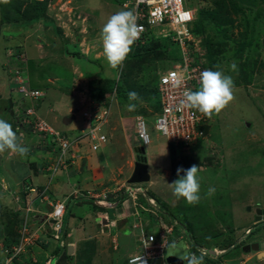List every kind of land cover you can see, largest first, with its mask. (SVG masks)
Wrapping results in <instances>:
<instances>
[{"label":"rangeland","instance_id":"rangeland-1","mask_svg":"<svg viewBox=\"0 0 264 264\" xmlns=\"http://www.w3.org/2000/svg\"><path fill=\"white\" fill-rule=\"evenodd\" d=\"M121 1L123 0H48L46 13L41 20L35 21L4 22L0 10V118L12 120L13 113L18 115L21 108L31 107L49 126L59 134L69 135L72 140V136L79 133L73 128L81 126L82 122L84 125L83 111L89 110L91 104L102 102L101 96L91 97V89L100 86L106 77L117 79L116 69L110 67L104 58L100 31L110 15L125 10L120 5ZM241 5L244 11L233 14L234 24L245 23L246 27L248 24L253 30L249 27L245 31L243 24L233 28L228 24L226 27L229 37L223 39L220 33L212 31L216 35L213 38L223 42L221 59L212 66V70L222 71L233 78L235 99L219 114H213L209 119L203 147L196 142L191 144L189 150L181 149L177 156L179 161L183 159L181 167L185 169L200 162V202L188 205L183 198L177 199L173 195L171 182L177 176L170 172L167 175L163 171L170 170L171 157L167 151H160L158 148L160 144L164 146L167 143L166 137L156 142L157 147L154 141L145 145L148 162L151 161L150 154H154V164L148 165L151 183L148 181L132 185L144 187L145 192L152 196L155 205L159 206L157 208L150 204L145 195H138L136 208L139 209L141 203L146 209L145 212L138 210V218L141 222L144 220L143 226H146L147 231L158 236L160 225L164 227L168 224L166 222H170L174 226L169 245L176 242L180 234L187 239L192 232L201 246L210 248L215 245L216 253H221L223 249L217 243L230 230L229 238L232 239L228 244L232 243L233 247L226 249L225 253L213 257L210 254L202 255V251L197 250L196 256H203V264L240 263L245 252L242 251L241 244L237 243L238 236L249 227H254L252 234L246 238L249 244L254 237H264V224L255 223L253 217V207H264V0H243ZM251 37V44L238 50L240 44ZM171 48L177 50L179 47L171 45ZM233 64L236 65L235 71L231 68ZM171 65V60H163L156 67V71H166ZM148 66L147 64L146 67ZM155 75L158 76V71ZM22 84L27 89L39 90L42 95L36 99L25 96L23 98L20 93ZM116 96H109L112 99V110L116 109ZM150 97L154 102L159 100L153 89L150 90ZM10 103L11 109L8 108ZM127 104L128 102L123 105L122 111H128ZM69 115L73 116L72 122L65 124L64 118ZM144 118L152 140V135L157 132L153 128L155 116ZM18 138L20 143L30 149L27 157H20L10 151L0 154V200H3L4 207H11L16 203L12 197H22L24 180L32 185L39 184L42 188L47 183L46 178H39L32 171V168H37L40 160L45 161L44 146L38 144L43 142L42 134L23 130ZM87 141V138L81 140L88 148L90 145ZM116 142L119 144H115L112 154L119 158L114 150L123 143L120 136ZM137 144L142 145L138 140ZM202 154L212 155L210 165L201 162ZM161 156L163 161H159ZM190 158L194 161L190 162ZM30 161L35 164L32 168L27 165ZM74 184L77 186L76 182ZM4 186H8V193ZM75 186L74 189H77ZM209 187H213L215 193L205 197ZM62 190L59 198L64 200L66 198L63 193L67 195L70 189L66 186ZM3 191L5 194H2ZM39 200L41 201L40 198ZM66 204L69 210L65 218L64 234L60 235L70 240L80 239L85 243L83 239L91 236L90 227L87 232L88 221L85 215H81L80 207L70 201ZM127 204L130 202L127 201ZM32 220L27 223L28 228L32 227ZM76 224L78 225L75 226ZM185 227L190 232L184 231ZM54 234L51 231L49 238L44 235L46 249L50 253L54 250L59 254L63 248L58 239L54 238ZM215 234L221 235L214 238ZM110 235L116 236L118 244L114 248L115 243L111 242L109 236V250L103 262L127 264L126 255L133 249L136 235L130 236L129 233L116 231ZM0 240L3 239L0 237ZM185 241L184 239L183 243ZM183 243L179 242L177 245ZM79 254L76 264L81 263L79 259H82V252ZM4 260L5 255L0 250V264ZM258 260L259 257H254L248 264H257ZM153 264H159V261L156 260Z\"/></svg>","mask_w":264,"mask_h":264},{"label":"crops","instance_id":"crops-1","mask_svg":"<svg viewBox=\"0 0 264 264\" xmlns=\"http://www.w3.org/2000/svg\"><path fill=\"white\" fill-rule=\"evenodd\" d=\"M111 100L112 99L109 98L108 104L110 106V113H109L108 121L101 128L102 129L101 132L106 135V141L103 142L100 147L93 150L91 148L90 141H87L90 145V147L88 148L85 147L86 143H83L81 141L76 143L68 151L66 155L67 166L65 168L58 167L55 170L51 169V163L56 160L55 154L49 156L47 161H40L38 163L40 165H38L37 168L38 170L36 174L39 175V178L47 179L46 186L44 187V189L40 191L46 189L47 190L41 193L40 195H38V193L35 194L33 192L27 194L28 197L33 199L34 203H37L36 206L33 205L34 213L32 214L31 217H33L32 221L34 222L31 225L32 227L29 228V234L31 235L32 243L26 245L25 252L15 260L17 261V263L30 264L32 261H39L40 263V261L41 262L43 260L47 261L48 259H50L52 262L56 260L57 257L56 255L58 254H56L54 250L50 253L46 249V240L44 235L47 238H49L50 226L45 221H43V218L44 215L50 211L51 206L49 202L61 200L59 198V194L63 192L62 189L65 188L66 186L67 188L70 189V191L67 193V195L64 192L63 197L67 198L70 195V197H72L73 200L72 199L71 200L68 199V200L70 202L72 201L73 204L76 205V207H80L79 210L81 215H85V218L88 221L87 232L89 231V227H90L91 232L89 234L91 236L83 239L85 243H82L80 239L70 240L66 237H62L61 242L63 243L64 246L61 247H63V249L65 248L66 252L68 250V247L72 245L71 253L70 254L67 253L68 255H70V258L69 259L62 258L61 259L62 264H76V260L78 259L79 252H83L82 248L86 246H89L88 252L92 253L90 264L91 263L113 264L112 261L103 262L104 258L105 259L107 258L105 254L109 250V243H108L109 236L111 238V242L116 241L114 243L116 245L118 244V239L115 236L116 234L112 236L110 235V233L113 231H116L118 233L120 232H125L127 234L129 233L130 236H133L134 234L136 235V240L133 245V249L130 252H128L126 255V262L130 254L139 250L138 236L140 234V230L137 231L133 227V225L138 222L139 224H141L142 229L144 230L146 229V226L145 227L143 226L144 220L143 222H141V220L138 218L139 215L138 210L145 212L146 209L143 208L145 206L141 203H139V209H137L136 207L138 206L137 204L138 197L134 201L129 196L130 198L129 200L127 198L128 196L126 195V190H125L126 185L128 184L127 180L130 171L133 170V163L135 157L134 147L138 146L137 140L141 141L136 132L137 116L131 115L132 111H122L123 106L119 104L117 98L115 99V102L117 104L116 109L112 110ZM100 103L102 106L104 105L103 102ZM73 129L76 131L78 130L79 132L76 134V136H72V138H75L81 135L82 131H84L85 122L84 125L82 122L81 126L79 125L78 127H75ZM118 136H120L123 143L121 147L119 148L116 147V149L114 150L116 151V155L118 153L119 158H116L112 154V150L114 149L115 144L116 145L119 144L118 142H116ZM162 138H164L163 135H161L159 132H155V134L152 135V140L150 139V144L153 143L152 141H154L156 144V142L162 141L161 140ZM157 146L158 143L156 144V147ZM158 148L160 149V151L161 150L167 151L169 154L168 140L167 143L164 144V146L163 144H160ZM145 150H147L146 146H145ZM153 156L154 154H150L151 161L148 162L149 164L150 163L154 164ZM159 159H160L159 161H163L162 156L159 157ZM160 167H162L161 164ZM163 171L167 175H169V172L171 173V169L170 170L163 169ZM72 179H74V181L77 183V186H75L74 184L75 182L72 181ZM73 186H75L77 190L88 194L83 195V197L75 196L74 195L75 189ZM31 187H41V186L37 184ZM142 188L145 191V188L144 187ZM90 194L94 196H97L99 194L102 195L104 194L106 198L98 199L97 201H95L93 198H91ZM143 195H145L146 198L147 197L152 198V196L148 194V192H145V194H142V196ZM21 198H24L25 200V196H22ZM39 198L41 199V201L39 200ZM98 201H100V203ZM127 201L130 202V204H127ZM133 201L135 202V205L133 204ZM23 204L24 203L21 202V205ZM99 206H102V208L99 209L98 208ZM155 206L157 208L159 207L158 205ZM151 215H153V212H151ZM77 225L78 224H76L75 226ZM43 226L45 227V230H43ZM135 231H137V233ZM172 232H174V229ZM178 238L186 239L183 238L181 234L180 236H178ZM177 243H179L178 240H176V242L172 244L174 246H177ZM116 245L114 246V248L116 247ZM60 254L61 253H59V255ZM85 254H83L82 257ZM249 257L251 256H248V258ZM157 261H159V264H163L164 260L158 259ZM85 262L86 260H84L80 264H85ZM260 263L264 264V260H262ZM239 264H246V262L242 261Z\"/></svg>","mask_w":264,"mask_h":264},{"label":"built area","instance_id":"built-area-1","mask_svg":"<svg viewBox=\"0 0 264 264\" xmlns=\"http://www.w3.org/2000/svg\"><path fill=\"white\" fill-rule=\"evenodd\" d=\"M124 6H130L137 15V23L142 25L143 31L140 35L142 43L147 41L151 34L156 36L170 37L178 46L182 54V60L176 61L172 69L160 72L158 76V90L162 101V110L155 116L153 128L161 135L165 136L168 141L178 143L183 141L185 143H192L197 136L206 137L203 130L197 129V124L204 122L206 117L196 110L181 109L178 107L181 99L183 87L196 88L199 85V74L205 69H209L206 64L204 51L201 45L197 42L195 32L190 28L199 10V0H125ZM151 34H150V33ZM172 73L182 75L185 78L183 87H173L171 79ZM22 82V81H19ZM20 93L23 97L36 99L42 95L37 89H27L24 84L20 86ZM115 91L112 96H115ZM110 113L109 105H101V103L91 104L89 110L83 111V119L85 122V129L82 134L69 140L54 130L48 123L40 118L33 108H25V116L23 121L25 123H32L33 127L40 133L46 135H54L60 143L61 149L56 160L51 163V169L55 170L58 167L65 168L66 155L76 143L83 138L89 139L91 148L93 150L101 146L106 141V135L101 132L102 126L108 121ZM30 116L31 118H28ZM31 119V120H30ZM137 135L142 140L143 144L150 141L147 132V126L144 119L138 117L136 119ZM126 185V195L130 196L135 201L138 194H145L142 187ZM95 201L98 199H105V195L99 194L94 196L90 194ZM150 204L155 205L154 200L147 197ZM133 204L135 205V202ZM100 203V201H98ZM65 205L63 201H56L53 209L45 217V221L53 218L54 238H61V229L63 228V215ZM30 206L26 211H30ZM50 217V218H49ZM50 222V221H48ZM134 227L139 228L140 234L138 236L140 250L130 255L128 264H151L156 258L163 255L168 234L172 231V226H161L159 235L146 233L141 228L138 222ZM28 229L24 223L20 229V242L12 246L11 252L6 257L3 264H10L12 258L24 251L26 244L30 243V237L27 235Z\"/></svg>","mask_w":264,"mask_h":264},{"label":"trees","instance_id":"trees-1","mask_svg":"<svg viewBox=\"0 0 264 264\" xmlns=\"http://www.w3.org/2000/svg\"><path fill=\"white\" fill-rule=\"evenodd\" d=\"M47 1L48 0H0L1 18L4 22H11V21H16V20H28V21L41 20L47 10ZM206 1L208 4H203ZM124 2L125 0L120 2L121 7L125 8V10H131L130 6H124ZM241 4H243V0H230V1L229 0L228 1L227 0H199L198 15L196 19L189 25L192 31L195 32L197 42L201 45L202 50L204 51V56L206 59L205 66H207L209 69H212V66L221 59L220 52L223 46V42L216 41V39L213 38L216 35H213L212 31L215 30L216 32L220 33L223 39L226 36H228L227 27H226L228 24L232 26V28L234 26H240V25L242 26V24L245 26V23H241V22H239L236 25L234 24L235 19L233 18V14L239 13V12L241 13L244 11V8L242 7ZM249 27H250V30H253V27L247 24V27L245 26V31L246 30L248 31ZM252 39L253 38L251 37L247 41H243L240 44L238 50H242V47L246 45H250L252 42ZM171 45L172 46L176 45V47H179L177 44H175V42L170 37H163V36L161 37V36H156L154 34H151L149 39L145 41L144 43H142L140 40H137L132 45V51L129 53L123 65L120 68L116 69V72L118 75L117 79L116 77L115 78H109V77L104 78L100 86H97L91 89L90 91L91 97L96 98L98 96H101L103 104L109 105L108 104L109 96L113 95V92L115 91L114 95L116 96L117 94L116 97L119 100V104L123 106L126 102L129 103L127 99V93L129 91H135L139 94L141 100L136 101V104H137L136 110L132 111L131 115L133 116L136 115L137 116L136 119L138 117H141L144 120H145L144 117L157 116L162 110V101L160 97V92L158 90L159 70H157L158 76L155 75V73L157 72L156 67H159L163 60L165 61L171 60L172 65L169 69H172L173 64L176 61L182 60V54H181L180 49L179 48L177 50L173 49L174 51H177L176 53L172 50ZM147 64L149 65L148 67H146ZM198 87L199 85H197L196 88H192V90H196L198 89ZM152 89L155 90L159 96L158 97L159 100L157 102H154L150 97V90ZM8 108L11 109V103L8 105ZM10 112L12 113L11 110ZM25 115H26L25 109L21 108V111L18 115L16 113H13L12 120H9V121L7 120V121L13 126V129L16 131L17 135H19L23 130L26 132L32 131L35 133H40L37 129L33 127L32 123L22 122L23 117ZM27 117L31 118L30 116H27ZM212 117L213 116H211V118ZM211 118L206 117V120H204V122H200L199 124H197V129L203 130V132L207 135L208 128H209L207 123L210 121L209 119ZM136 132H137V129H136ZM40 134H42L43 136V139H42L43 142L38 143V144H42L44 146L43 148L44 160L47 161L49 156L54 155V154L57 157L58 153L60 152L61 146L56 136L54 135L44 136L43 133H40ZM60 136L69 139V135L67 136V134H65V136L63 134H60ZM205 138L206 137H203V135L197 136L192 143H188V144L183 141H180L178 143H175L173 141H168L169 156L171 157L170 169H171V173L173 176H176V169L178 167H181V164H182L181 161L183 160V159L182 160L180 159L181 161H179V159L177 158L178 152H180L181 149L189 150L191 144H195L196 142H198L199 146L203 147L202 144H204ZM69 140H71V138ZM141 143L143 145L142 140H141ZM148 144H150V142ZM193 161L194 160L190 158V162H193ZM211 161H212V155L202 154L201 162L203 163L206 162L208 165H210ZM199 163L198 165H200ZM27 165L29 168H32L34 167L35 164L33 161H30L27 163ZM38 165L40 164H37L36 166L37 168H38ZM37 168L35 167L32 168L34 169L32 171L36 173L38 170ZM24 181L25 182L23 185V192L21 194L22 196H25L28 193V190L32 188L31 186H33L31 182L29 181L27 182L26 180ZM3 188H5V186ZM37 188L38 190L44 189V187L43 188L37 187ZM5 189L8 193L9 192L8 186H6ZM2 194H5V192L3 191ZM87 194L88 193H83L75 189L74 195L78 197L80 196L83 197V195H87ZM68 199L73 200V198L70 196L62 200L65 205V214H64V219H63L64 225H65V218L67 214L66 209L68 210L67 204H66V202L69 201ZM2 201L3 200H0V229H1L0 232L3 231V233L5 234V239H4L5 244L10 245L11 243H16L19 239V234L17 232V229L20 227V224L22 223V218L19 215V212L16 211L15 208H12L15 206L14 204L11 205L12 207L10 208L7 205H6L7 207H4V204ZM158 202L160 201L158 200ZM98 208L100 209L102 208V206H99ZM185 228L188 232H190V229L188 227H185ZM136 230L138 231L139 228H136ZM144 231L146 233H152V232L147 231V229H145ZM190 234L194 242L198 243V240H197L198 238L197 237L195 238L192 232ZM229 234H230V230L228 231V234L223 236L220 239V241L217 243L218 246L221 247V249H224L232 244V243L228 244V241L232 239V238H229ZM220 235L221 234H218V235L215 234L214 238L220 237ZM211 237L213 238V236ZM88 247L89 246L84 247L82 255L89 251ZM213 247H215V245H213ZM139 250H140V247H139ZM58 255L56 256L58 257ZM91 256H92V253L88 252L82 257V259H79V263L86 260L85 264L86 263L90 264ZM57 257H56V261L54 260V262H47L48 260L47 261L43 260L42 262L40 261V263L39 261H32L30 264H62L61 259L62 258L69 259L70 255L67 254L64 248L61 254L59 255V257L58 258ZM157 259L158 258L154 260H157ZM15 263L19 264L17 263V261Z\"/></svg>","mask_w":264,"mask_h":264},{"label":"clouds","instance_id":"clouds-1","mask_svg":"<svg viewBox=\"0 0 264 264\" xmlns=\"http://www.w3.org/2000/svg\"><path fill=\"white\" fill-rule=\"evenodd\" d=\"M203 4H208V3L206 1ZM137 19H138V15L133 10H120L110 15L101 28L100 38L102 42L103 55L109 66L112 67L113 69H118L123 65L129 53L132 51V45L140 38V35L143 31V27L142 25L137 23ZM231 68L233 71H235L236 65L233 64ZM171 79L173 81V87L179 88L184 86L185 78L182 75H177L176 73H172ZM234 89H235L234 80L230 75H226L224 72L219 70L205 69L201 71L199 74L198 89L192 90L191 88L183 87V91L181 94V99L179 101L178 107L181 109L196 110L199 113L203 114L204 116L211 118L213 114H219L223 109H225L229 105V103H231L235 99ZM127 99L129 101V103L126 105L127 110L135 111L137 107L136 101L141 100L139 94L135 91H129L127 93ZM145 145L143 144L144 147ZM9 151L14 154H17L20 157H27L30 149L19 142L18 135L16 131L13 129V126L7 120L0 118V154ZM198 172H199V166L195 164L191 165L187 169H184L183 167H178L176 169L177 178L173 182H171L173 195L177 199L183 198L188 205H196L200 202L202 198ZM37 190H38L37 187H32L28 190V193L33 192L35 194L38 193V195H40L41 193L46 191V190L43 191L40 190L37 191ZM214 193H215V189L213 187H209L204 195L205 197H210L214 195ZM27 194L25 195V200L24 198L21 197H12L13 199L15 198L16 203L14 204L15 205L14 207L12 206L11 207L15 208L16 211H20L19 215L22 218V223L20 224V227L17 229V232L19 234L18 241L16 243H11L10 245H6L5 242L3 241L5 239V234L3 233V231L0 232V237L3 239L2 241L0 240V249L4 253L5 259L7 256L10 255V253L5 252V250L11 252L12 246L20 242L21 239L20 229L24 223L26 224V227L28 229L27 235L28 237H30V243L28 244L32 243L31 235L29 234V228L27 226V223L33 219V217L31 216L34 213V207H33L34 201L30 197H28ZM56 201H62V200H56ZM56 201L49 202L51 208L50 211L44 215L43 221H45V217H48V214L53 209L54 203ZM21 202H23L24 204L21 205ZM29 206L31 210L26 211V208ZM64 214H65V209H64ZM63 219H64V215H63ZM63 219H62V223H63ZM51 220L54 219L50 218L48 220L50 222L45 221L50 226V232L53 231V224L55 221V220L54 221ZM167 226H172V225L168 223ZM173 227L174 226H172V231H173ZM134 228L136 229V227ZM184 231L187 232L186 229H184ZM61 233L64 234V224H63V228L61 229ZM171 233L167 235L168 239L163 255L158 258L164 260L163 264H166L165 254H166V249L169 246V240H170L169 237ZM189 235L191 236V234ZM61 238L58 240L59 243L61 242ZM183 238L185 237L183 236ZM177 240L179 242L184 241V239H180V238H178ZM185 240L186 241L184 243L185 245H188L187 249L189 255V257H187V260H185L184 262L185 264H203V256H196L197 250H201L202 255L210 254L213 255V257L220 254V253H216L215 248H217V246L204 248L199 243L194 242L193 238L192 241L189 242V236ZM26 245L24 247V251L20 252L19 254H17L12 258L10 264H15L14 263L16 262L15 260L25 252ZM60 246H64L62 242L60 243ZM229 247H233V245L224 248L223 251H221V254L225 253L226 249H228ZM209 249H213L215 254L208 252ZM181 259L184 260L183 257ZM4 261L2 262V264L4 263ZM154 261L155 260H153L151 264H153ZM47 262H52V261L48 259ZM127 264H128V259H127Z\"/></svg>","mask_w":264,"mask_h":264},{"label":"water","instance_id":"water-1","mask_svg":"<svg viewBox=\"0 0 264 264\" xmlns=\"http://www.w3.org/2000/svg\"><path fill=\"white\" fill-rule=\"evenodd\" d=\"M73 116L69 115L64 118V123L69 124L72 122ZM135 151V157H134V163H133V170L130 174V177L128 178L127 182L128 184H139V183H144L148 182L150 180V173L148 171V158L146 156V150L143 145H138L134 147ZM250 209V207L248 208ZM254 213L256 216V220H259L261 215H264V209L262 207L257 206L254 208ZM54 221V220H51ZM243 238V237H242ZM240 238L239 240H241ZM238 240V241H239ZM192 241L191 236L189 235V242ZM183 243V242H181ZM171 246V247H170ZM188 245H169L166 249V254H165V262L166 264H185V260H187L188 255ZM252 250H258L263 249L258 256L263 255L264 256V242L259 245V243H253L250 245ZM250 247L245 246L246 249L250 250ZM72 249V245L68 247L67 253L70 254ZM208 252L215 254L213 249H209ZM184 258L182 260L181 258Z\"/></svg>","mask_w":264,"mask_h":264},{"label":"flooded vegetation","instance_id":"flooded-vegetation-1","mask_svg":"<svg viewBox=\"0 0 264 264\" xmlns=\"http://www.w3.org/2000/svg\"><path fill=\"white\" fill-rule=\"evenodd\" d=\"M250 209H251V207H250ZM253 209H254V207H253ZM262 209H264V207H262ZM253 217H254L255 223L264 224V215H261L260 219L259 220H256V216H255V213L253 211ZM249 228H251V229H249ZM249 228H247L246 231L242 235H239L238 236L239 239L242 238V237L243 238L241 240L238 239L239 241H237V243H240L241 244L242 251L245 252L244 253V259L243 260L240 259V262L245 261L246 264H248L249 262H251V259H254V257L255 258L259 257L258 256L259 253L263 250V249H260V248L258 250H252V248L250 247V245H252L253 243H259V245H261L264 242V237L260 236V237H257V238L254 237V239L251 240L250 241V244H249V242H247L246 238L252 234V232L254 230L252 228H254V227H249ZM245 246L250 247V250L246 249ZM218 255H221V253L218 254ZM239 255H238V257H239ZM245 256H247V257H245ZM248 256H251V257L248 258ZM262 260H264V256L259 257V260L256 261L257 264H260V262Z\"/></svg>","mask_w":264,"mask_h":264}]
</instances>
